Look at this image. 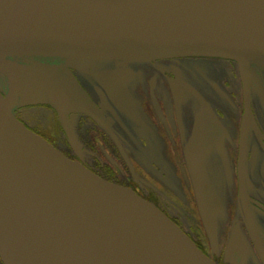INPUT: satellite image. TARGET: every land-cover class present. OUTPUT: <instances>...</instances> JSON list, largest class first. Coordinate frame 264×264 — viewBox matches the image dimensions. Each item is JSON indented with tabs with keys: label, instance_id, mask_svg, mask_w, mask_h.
<instances>
[{
	"label": "water",
	"instance_id": "water-1",
	"mask_svg": "<svg viewBox=\"0 0 264 264\" xmlns=\"http://www.w3.org/2000/svg\"><path fill=\"white\" fill-rule=\"evenodd\" d=\"M187 56L232 59L243 73L264 67V0H0L2 264H215L154 205L13 113L46 104L63 121L94 115L68 63ZM128 71L96 78L112 90L107 81Z\"/></svg>",
	"mask_w": 264,
	"mask_h": 264
},
{
	"label": "flooded vegetation",
	"instance_id": "flooded-vegetation-1",
	"mask_svg": "<svg viewBox=\"0 0 264 264\" xmlns=\"http://www.w3.org/2000/svg\"><path fill=\"white\" fill-rule=\"evenodd\" d=\"M68 65L94 115L63 121L34 105L46 122L27 120L31 106L15 116L69 159L156 206L216 264H264V67L243 73L236 61L210 56ZM115 68L130 71L107 81L110 90L96 73Z\"/></svg>",
	"mask_w": 264,
	"mask_h": 264
},
{
	"label": "rangeland",
	"instance_id": "rangeland-1",
	"mask_svg": "<svg viewBox=\"0 0 264 264\" xmlns=\"http://www.w3.org/2000/svg\"><path fill=\"white\" fill-rule=\"evenodd\" d=\"M45 111H43V107H36V106H31L23 110V113L27 120L29 121H38L40 123L46 122L47 117L44 114Z\"/></svg>",
	"mask_w": 264,
	"mask_h": 264
}]
</instances>
